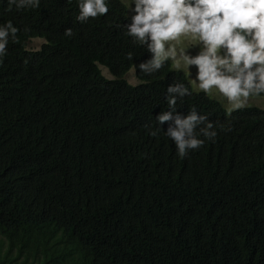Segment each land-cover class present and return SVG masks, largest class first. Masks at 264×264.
Wrapping results in <instances>:
<instances>
[{"label": "trees", "instance_id": "16d2710c", "mask_svg": "<svg viewBox=\"0 0 264 264\" xmlns=\"http://www.w3.org/2000/svg\"><path fill=\"white\" fill-rule=\"evenodd\" d=\"M76 15L75 0H0V22L20 29L0 65V264H264V110L185 97L178 113L195 106L232 130L178 158L144 125L188 76L137 67L129 84L149 54L118 27L122 0L106 19Z\"/></svg>", "mask_w": 264, "mask_h": 264}, {"label": "clouds", "instance_id": "9594fccd", "mask_svg": "<svg viewBox=\"0 0 264 264\" xmlns=\"http://www.w3.org/2000/svg\"><path fill=\"white\" fill-rule=\"evenodd\" d=\"M71 2V0H68ZM7 10L38 9L41 0H6ZM75 22L108 17L111 0H75ZM127 9L124 30L134 46L146 49L149 58L135 65L140 73L153 76L165 67L187 73V82L173 81L165 91L167 110L155 117L156 127L144 125L146 134L170 140L176 156L186 158L214 143L217 125L195 106L187 115L178 113V102L196 93H218L226 111L245 107L251 97L264 96V0H122ZM27 31V29H25ZM20 29L11 20L0 22V65L10 42L16 43ZM71 37V28L64 30ZM129 52L126 58L132 61ZM168 123L167 130L162 126Z\"/></svg>", "mask_w": 264, "mask_h": 264}, {"label": "rangeland", "instance_id": "374dc122", "mask_svg": "<svg viewBox=\"0 0 264 264\" xmlns=\"http://www.w3.org/2000/svg\"><path fill=\"white\" fill-rule=\"evenodd\" d=\"M45 43V41L43 39H31L28 43V49L32 50V51H38L41 49L42 45ZM102 73L103 75L107 78V79H114V77L109 73V71L104 68L101 67ZM187 76L188 74L185 73ZM126 81L131 84V85H138L140 82L138 81V79L135 76V71L134 68H132L125 76ZM209 96L217 101H219L221 103V105L226 109L227 105L222 101V99L219 97L218 93H214V94H209ZM245 107H257L260 109L264 110V97H260V98H250L247 105ZM244 108V107H243ZM233 112V111H232ZM231 112V113H232ZM230 113V114H231Z\"/></svg>", "mask_w": 264, "mask_h": 264}]
</instances>
